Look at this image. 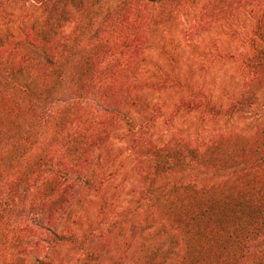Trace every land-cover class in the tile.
Instances as JSON below:
<instances>
[{
	"label": "trees",
	"instance_id": "trees-1",
	"mask_svg": "<svg viewBox=\"0 0 264 264\" xmlns=\"http://www.w3.org/2000/svg\"><path fill=\"white\" fill-rule=\"evenodd\" d=\"M103 1L0 0V264H63L57 246L83 245L73 209L87 197L106 215L97 179L121 129L139 185L137 225L159 238L142 264H264V0ZM188 5L201 30L248 12L244 82L225 103L180 97L168 118L256 117L253 132L196 143L147 136L166 114L138 81L139 65L158 28ZM110 242L86 252V264Z\"/></svg>",
	"mask_w": 264,
	"mask_h": 264
},
{
	"label": "rangeland",
	"instance_id": "rangeland-1",
	"mask_svg": "<svg viewBox=\"0 0 264 264\" xmlns=\"http://www.w3.org/2000/svg\"><path fill=\"white\" fill-rule=\"evenodd\" d=\"M116 2L118 0H104L103 6L107 8ZM197 12L198 9L188 5L170 24L158 28L152 48L144 51L139 65L138 81L153 89L152 104L161 105L166 114L147 134L159 143L172 136L196 143L216 134H248L260 123L256 117L215 119L200 112L168 118V106L180 97L185 100L210 97L215 102L225 103L244 82L245 74L238 57L246 52L247 40L252 34L253 23L248 12L239 11L232 18L203 30L196 21ZM69 29L67 27L66 31ZM176 78L183 89L175 85ZM90 103L84 104L90 107ZM125 134L121 129L111 141L112 161L107 168L108 174L97 179L106 191L110 208L106 215L96 217L87 197L82 198L73 212L84 232V243L73 247L57 246L55 255L63 259V264H86L85 253L108 236L111 237L110 245L101 260L92 264H142L145 250L159 241L153 228L141 229L137 225L140 210L135 201L139 185L131 173L133 161L128 156ZM102 217L103 224L98 229Z\"/></svg>",
	"mask_w": 264,
	"mask_h": 264
}]
</instances>
